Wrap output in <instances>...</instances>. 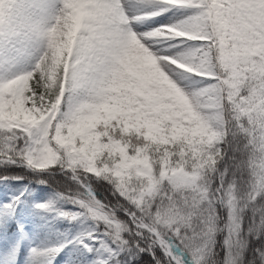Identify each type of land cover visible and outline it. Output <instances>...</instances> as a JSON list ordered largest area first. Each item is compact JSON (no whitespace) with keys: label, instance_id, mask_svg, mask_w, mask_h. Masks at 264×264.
I'll list each match as a JSON object with an SVG mask.
<instances>
[{"label":"snow or ice","instance_id":"6c2138e0","mask_svg":"<svg viewBox=\"0 0 264 264\" xmlns=\"http://www.w3.org/2000/svg\"><path fill=\"white\" fill-rule=\"evenodd\" d=\"M0 169L29 264H264V0H0Z\"/></svg>","mask_w":264,"mask_h":264},{"label":"rangeland","instance_id":"374dc122","mask_svg":"<svg viewBox=\"0 0 264 264\" xmlns=\"http://www.w3.org/2000/svg\"><path fill=\"white\" fill-rule=\"evenodd\" d=\"M21 193L24 202L17 212L25 231L21 234L13 228L16 221L6 223L11 226V231L0 235V264H29V251L32 247L58 244L69 227L66 223L54 220L52 216L37 213L33 207L36 203L55 200L52 190L39 185L28 189L24 185L13 187L9 182H0V202L7 203ZM68 256L69 252L65 250L57 257L55 264H65Z\"/></svg>","mask_w":264,"mask_h":264},{"label":"trees","instance_id":"16d2710c","mask_svg":"<svg viewBox=\"0 0 264 264\" xmlns=\"http://www.w3.org/2000/svg\"><path fill=\"white\" fill-rule=\"evenodd\" d=\"M7 171L9 173H11V174H15V173L23 172L24 170L23 169H15V170L9 169ZM4 172H5L4 169H0V174H2ZM28 177H31V173L28 174ZM62 179H63V177L57 176L53 180L50 181V184H54L56 181H59V180H62ZM7 182H9L13 187H15L16 185H24L28 189H33L36 186H38L33 181H31L29 178H26V179L20 180V181H17V180H9ZM48 189L52 190L51 187H49ZM65 208H67V205L65 206ZM10 231H11V226L10 225H8L6 223L3 224V225H0V235H2L3 233H8ZM221 257H223V253L222 252H221Z\"/></svg>","mask_w":264,"mask_h":264}]
</instances>
